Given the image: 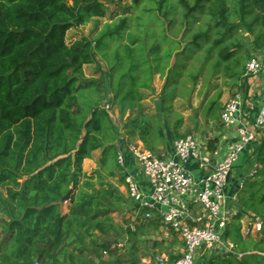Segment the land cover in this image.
I'll use <instances>...</instances> for the list:
<instances>
[{
    "label": "trees",
    "instance_id": "obj_1",
    "mask_svg": "<svg viewBox=\"0 0 264 264\" xmlns=\"http://www.w3.org/2000/svg\"><path fill=\"white\" fill-rule=\"evenodd\" d=\"M116 1L0 0V264H56L66 248L96 244L95 233L103 237L95 247L110 248L112 214L124 205L108 180L119 171L112 109L136 111L123 128L144 147L154 129L164 144L141 104L155 76L166 119L176 100L203 98L210 119L226 88L247 92L246 63L264 49V0H131L133 17L67 43L70 30L105 18ZM85 66L101 79L86 77ZM95 151L101 157L88 176L82 163ZM254 156L259 167L224 232L233 249L206 264H264V232L244 236L240 221L264 219V138Z\"/></svg>",
    "mask_w": 264,
    "mask_h": 264
},
{
    "label": "built area",
    "instance_id": "obj_2",
    "mask_svg": "<svg viewBox=\"0 0 264 264\" xmlns=\"http://www.w3.org/2000/svg\"><path fill=\"white\" fill-rule=\"evenodd\" d=\"M262 68V61L256 56L251 57L245 66V76L254 77ZM261 96L262 106L249 126L241 119L243 98L240 94L234 95L223 106L220 121L225 127L236 125L237 138L229 145L226 155L215 160L214 164V155L202 151L191 134L173 141L170 156L164 151L155 152L127 144L137 174H122V178L128 199L139 209L146 210L141 223L157 217L166 231L177 233L183 242L182 255L170 264H196L202 251L215 253L218 246L222 254L232 251L233 245L225 240L224 232L236 212L227 203L226 188L235 163L256 142L257 136L264 137V86ZM120 147L117 164L121 170L125 169L126 159L125 151ZM190 162L207 170V174L201 178L195 177L186 168ZM138 177L147 183L149 191L140 186ZM128 228L134 231L135 222ZM261 232H264V219L261 218L250 219L242 226V233L246 235ZM155 261L165 264L167 259L156 257Z\"/></svg>",
    "mask_w": 264,
    "mask_h": 264
},
{
    "label": "crops",
    "instance_id": "obj_3",
    "mask_svg": "<svg viewBox=\"0 0 264 264\" xmlns=\"http://www.w3.org/2000/svg\"><path fill=\"white\" fill-rule=\"evenodd\" d=\"M256 57L262 61L263 68L258 75L247 77L245 82L247 92L244 95L241 108L242 122L248 126L251 125L263 102L261 90L264 86V49L260 50ZM152 85L154 88L153 92L141 91L143 95L141 104L146 110L145 112L157 118L165 137V143L162 144L158 140L153 126L154 131L150 134L149 147H144L137 136V131L128 132L123 128V124L133 118L136 111L129 110L124 116H121L118 114V111L113 108L112 119L114 122L117 120L118 125L116 128L119 135V146L121 145L124 149L125 143H132L138 147L151 151H164L170 156L172 155L173 141L176 138L191 134L196 138L202 151L211 156L214 155L212 157V164H214L215 160L226 155L229 145L237 138V126L225 127L220 121L223 99L227 96L225 95V91L220 99V107L217 109L216 114L210 117V119L208 115H206L207 113L203 115V111L206 112V110L203 109V99H200L198 102L196 96H193L192 99L187 102L176 100L173 110V112L176 113L171 114L166 119L160 113L157 101L162 90V82L158 76L154 77ZM230 92L229 90L228 93ZM211 99H214V92L210 95V100ZM176 103L178 105H176ZM107 110H109V106ZM177 118L182 119V124L180 126H177L175 123ZM263 138L264 137L257 136L256 142L246 150L247 152L245 155L235 163L231 171L226 194L227 203L236 205L234 208L235 212L238 211L237 195L242 188L243 182L250 177L255 167H259L254 156V151ZM212 148L215 150L214 153H210L209 151ZM100 157V151H95L91 159H85L82 163V172L88 176L93 174L97 170ZM186 168L197 178H201L207 174V170L199 167L193 162L188 163ZM118 170L116 177L109 178L108 180L110 182L115 180V183L112 182L111 184L117 188L118 192L123 197L124 205L115 208L112 214L114 228L108 232L106 238L111 244L110 248L108 250L96 248L95 246L103 243V237L100 238L99 233H95L98 237L96 244H91L93 246L90 248L84 247L82 251H73L71 247L66 248L56 264H157L155 261L156 257H165L167 259L165 264H170L182 255L184 246L180 236L175 232L166 231L157 217H152L150 220L141 223L144 212L135 204H130L121 171L120 169ZM61 205L62 213L67 214L70 206L69 202L65 201ZM250 219H252L250 216H244L240 220L241 225L244 227ZM134 222L135 230L130 231L128 226ZM104 251L106 254H104ZM215 254H217L218 257L223 255L220 246H218V251L215 252Z\"/></svg>",
    "mask_w": 264,
    "mask_h": 264
},
{
    "label": "rangeland",
    "instance_id": "obj_4",
    "mask_svg": "<svg viewBox=\"0 0 264 264\" xmlns=\"http://www.w3.org/2000/svg\"><path fill=\"white\" fill-rule=\"evenodd\" d=\"M106 8L104 9L105 12V18H95L93 19L91 22H89L87 25L82 26V27H78V28H73L72 30H70L67 33L66 36V41L67 43L73 42L74 40L80 38V37H94V35L97 33L98 30H100L103 26L104 23H108L111 22L113 20H116L120 17H124V16H132L135 14V10L133 8V4L131 2V0H117L114 4H108L105 6ZM143 10H145V8H143ZM175 19H177V16L175 17ZM84 74L86 77L88 78H92L94 80L96 79H101V74L100 72H98L97 68H95V66H87L84 68ZM231 91L230 93H228V91ZM236 94H240L242 96V98H244V94L243 91H241L238 86H232V87H228L225 89V95H227L226 97H224L223 99V106ZM196 98V97H195ZM199 102L200 99L203 98H196ZM195 103V102H194ZM197 103V101H196ZM176 105H178L176 103ZM188 106V104H187ZM222 106V107H223ZM206 112L203 111V115H205ZM213 115L216 114V111L214 109ZM207 115V114H206ZM116 126L117 124V120H115ZM159 142V141H158ZM161 142V141H160ZM124 151H125V169H121V174H131V175H136L137 174V170L135 168L134 162H133V156L131 155V153L128 151V147H127V143L124 144ZM139 180V184L141 187L146 188L147 191H149L148 189V185L147 183L141 179L140 177H138ZM115 183V180L111 181V183ZM133 202L130 201V204H132ZM230 208H235L236 205L231 203L229 205ZM259 219V218H258ZM245 226V225H244ZM244 236H246V234H243ZM218 256L217 254H215L213 251H208V252H201L198 255L196 264H206L209 262V259L213 256Z\"/></svg>",
    "mask_w": 264,
    "mask_h": 264
},
{
    "label": "water",
    "instance_id": "obj_5",
    "mask_svg": "<svg viewBox=\"0 0 264 264\" xmlns=\"http://www.w3.org/2000/svg\"><path fill=\"white\" fill-rule=\"evenodd\" d=\"M190 106V104H189ZM121 150V147L119 146V151ZM68 199V195H66L62 200H61V204L64 203L65 201H67Z\"/></svg>",
    "mask_w": 264,
    "mask_h": 264
}]
</instances>
